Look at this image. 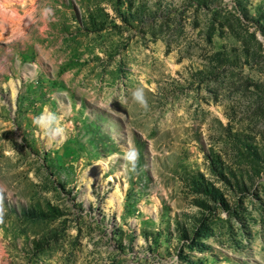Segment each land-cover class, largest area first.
Wrapping results in <instances>:
<instances>
[{
  "label": "rangeland",
  "instance_id": "374dc122",
  "mask_svg": "<svg viewBox=\"0 0 264 264\" xmlns=\"http://www.w3.org/2000/svg\"><path fill=\"white\" fill-rule=\"evenodd\" d=\"M0 208V264H264V0H0Z\"/></svg>",
  "mask_w": 264,
  "mask_h": 264
},
{
  "label": "clouds",
  "instance_id": "9594fccd",
  "mask_svg": "<svg viewBox=\"0 0 264 264\" xmlns=\"http://www.w3.org/2000/svg\"><path fill=\"white\" fill-rule=\"evenodd\" d=\"M132 98L138 102L142 107H147V101L144 96V90L143 88H137L133 93H132ZM54 120V117L52 116H41L37 117L34 119V123L41 125V126H50L52 121ZM60 129H56V132H59ZM139 158V153L136 149H129L124 153V159L131 163L133 168H135V165L138 161ZM3 218V210L0 208V222H2Z\"/></svg>",
  "mask_w": 264,
  "mask_h": 264
}]
</instances>
